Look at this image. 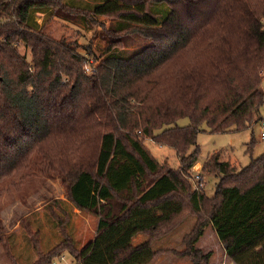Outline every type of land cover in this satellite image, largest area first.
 <instances>
[{"label":"trees","instance_id":"16d2710c","mask_svg":"<svg viewBox=\"0 0 264 264\" xmlns=\"http://www.w3.org/2000/svg\"><path fill=\"white\" fill-rule=\"evenodd\" d=\"M53 19L91 43L79 51L52 38ZM263 79L264 0H0V185L25 170L53 174L71 203L55 204L58 216L47 206L62 239L45 251L32 235L30 264L65 252L75 264H151L163 253L206 264L211 254L196 244L210 225L234 264H264V154L240 170L210 154L212 197L190 181L200 133L260 123ZM183 118L189 124L179 126ZM147 140L173 149L180 167L163 166ZM73 208L99 219L81 249ZM188 214L196 217L188 248L155 250ZM140 234L147 239L134 244ZM9 240L0 220V242L18 264Z\"/></svg>","mask_w":264,"mask_h":264},{"label":"rangeland","instance_id":"374dc122","mask_svg":"<svg viewBox=\"0 0 264 264\" xmlns=\"http://www.w3.org/2000/svg\"><path fill=\"white\" fill-rule=\"evenodd\" d=\"M107 25L111 23V17H103ZM41 24L43 18L38 16ZM45 32L54 39L62 38L74 44L79 51L91 43L93 37L90 33L78 30L75 26L63 22L59 19L49 21L45 27ZM243 39H248L244 36ZM247 35V34H246ZM99 44L93 39V47ZM104 46V44H101ZM25 52L24 49H22ZM30 57L29 51H26ZM97 55L100 52L97 50ZM93 67L97 64L93 59L90 61ZM93 67H87L86 71L91 74ZM264 91V79H263ZM261 116L264 119V104L261 109ZM177 124L186 126L189 124L188 118L180 119ZM200 145V155L198 163L192 169L190 178L192 189L205 193L212 197L215 193L218 178L208 176L203 172V164L210 154L221 152V160L229 161L238 170L246 167L253 159L264 154V139H261L260 123L255 124L251 129L241 132H226L211 134L208 131L202 132L198 136ZM253 141L252 145L250 143ZM146 145L154 157L165 167L177 169L180 167L179 160L173 149L160 146L153 141H146ZM34 172L36 170H33ZM201 172L203 179L199 182L195 176ZM31 170H25L15 174L5 180L0 185V220L4 233L9 236L11 250L16 257L18 264H30L38 258V253L34 249L32 237L36 236L39 240L41 250H49L62 239V233L56 223L50 221L49 215L54 214L47 206H53L56 216L60 210L55 204H71L66 198V188L62 184L61 178L53 174H35ZM21 182V183H19ZM188 203V201H185ZM112 204H121L113 202ZM47 208V210H45ZM118 211V208L114 210ZM47 212V213H46ZM71 230L79 249L93 240L97 233L98 217L93 212L79 211L73 208ZM53 218H56L55 216ZM196 223V217L188 214L184 217L181 224L170 232L167 236L154 242V249H170L177 252L187 249L185 237L191 233ZM32 233H31V232ZM35 234V235H34ZM33 235V236H32ZM147 239L146 235H138L133 243L138 244ZM188 242V241H187ZM189 244V243H188ZM196 248L202 253H210L211 257L206 264H233L227 256L225 248L219 241L215 229L210 225L205 229L203 237L197 242ZM192 259L188 256H180L174 253L160 254L151 264H191ZM55 264H75L72 256L65 252L58 258L53 259ZM52 263V264H53ZM0 264H12L7 256L3 244L0 242Z\"/></svg>","mask_w":264,"mask_h":264},{"label":"built area","instance_id":"2783aa9c","mask_svg":"<svg viewBox=\"0 0 264 264\" xmlns=\"http://www.w3.org/2000/svg\"><path fill=\"white\" fill-rule=\"evenodd\" d=\"M260 126H261V139H264V119H262L260 121ZM195 178L199 182H201V180L203 179L201 172H197ZM53 264H55V263H53Z\"/></svg>","mask_w":264,"mask_h":264},{"label":"crops","instance_id":"0c3cea01","mask_svg":"<svg viewBox=\"0 0 264 264\" xmlns=\"http://www.w3.org/2000/svg\"><path fill=\"white\" fill-rule=\"evenodd\" d=\"M226 264H228L227 262H226ZM230 264V263H229ZM234 264V263H233Z\"/></svg>","mask_w":264,"mask_h":264}]
</instances>
